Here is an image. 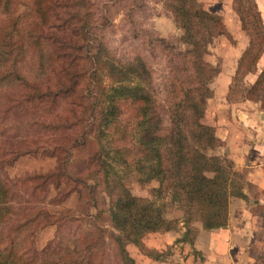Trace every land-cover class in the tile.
Here are the masks:
<instances>
[{"label":"trees","instance_id":"16d2710c","mask_svg":"<svg viewBox=\"0 0 264 264\" xmlns=\"http://www.w3.org/2000/svg\"><path fill=\"white\" fill-rule=\"evenodd\" d=\"M157 1L180 30L177 38L139 27L131 36L165 56L161 94L140 53L121 60L104 39L115 9L134 26L132 14L141 0H0V137L2 119L28 111V135L35 142L0 145V168L52 135L55 143L46 152L55 154L54 168L28 179L53 182L62 188L61 197L75 191L79 214L53 216L21 204L0 175V264H105L106 241L116 264H134L126 243L160 260L161 252L145 246L143 235L179 224L183 230L174 241L191 245L195 223L223 228L228 199H247L243 189L251 185L245 171L226 156L207 153L220 141L201 121L217 72L204 56L212 39L225 33L221 17L198 0ZM232 9L247 42L226 100L260 101L264 108V66L239 96L235 83L255 71L264 28L253 0H232ZM83 149L80 169L74 164ZM151 181L156 185L148 196L130 193V183ZM172 208L179 218L165 217ZM103 222L109 229L99 225ZM50 223L70 227V245L32 249L34 230Z\"/></svg>","mask_w":264,"mask_h":264},{"label":"rangeland","instance_id":"374dc122","mask_svg":"<svg viewBox=\"0 0 264 264\" xmlns=\"http://www.w3.org/2000/svg\"><path fill=\"white\" fill-rule=\"evenodd\" d=\"M198 2H200L201 6L205 10L221 15L225 19L228 27L224 34L212 39L211 43L207 46V53L204 56L209 63L217 68L218 72L223 70V74L218 75L216 72L209 81V87L212 91V94L211 97L205 102L204 116L201 119L203 123L212 126V122H214V115L218 113V111L214 110V108L215 106L219 105V103H221V99L223 98L221 95H213V92H216L215 88H217V85L223 84V81L228 77L227 75L229 73V68H227V66L223 63L227 62L223 60V58H228V48L234 45L235 41L237 40L243 41L244 36L239 29L238 18L232 9V0H198ZM114 12L116 13L112 14L113 16L111 17L110 21L111 25H109L104 32V39L107 46L111 52L121 60L128 58L134 52L140 53L150 69V74L155 89L161 94L162 86L167 77L165 56L159 49L155 48L149 50L146 48L141 44L139 39L132 37L131 33L132 30H138L137 27H139L146 29L155 36L174 41L179 35L180 30L175 26L169 14L162 9L160 3L157 0H141L139 7L136 8L132 14L134 26H132L131 23H128L124 13L118 9H115ZM131 26L133 28H131ZM254 72L257 73L258 71ZM254 75L256 74L254 73ZM249 78V75L245 74L243 75L242 79L235 82L238 89V94H236V96L241 95L244 89H246L251 83L249 82ZM161 96L162 95H160V97ZM239 101L243 100L229 102ZM260 104L262 106L261 102ZM221 112H225V109ZM31 116L32 115L30 112L25 111L24 114L13 113L10 117L2 119L3 131L1 134L2 137H0V145L3 147H9V144L12 143L14 146H20L23 144L25 146L26 144L31 146L32 144H35V142H30L31 136L28 135V122L31 119ZM47 140L48 141L45 142L38 141L36 143L35 151H26L14 157L11 162H6L0 168V175L7 181L12 192L16 194L21 204L29 206L30 208H43L53 216L65 214L66 211L69 210L74 211L73 214L78 216L79 214H77V211H75L77 209H74L77 199V194L75 191L66 193L63 197H61L59 191H62V188H56L53 182L46 181L43 185H39L38 178L31 180L28 179L33 175L46 173L52 170L55 166V154L46 152V150H48L49 144L55 143V137L52 138L51 135ZM220 146L221 144L216 146L214 149L207 151V153L214 154L218 157L225 156L219 152ZM86 153V149L79 151L78 158L75 160L74 166H78L81 169V163H84V156ZM237 169H243L245 171V168ZM155 185L156 183L154 181H151L143 186H139L135 182H132L129 185V191L133 195L148 196L149 188ZM245 190H247L246 192H248L249 197L247 198L249 199L247 203L248 208L251 205L250 211L253 214L255 213L257 216H259L262 222L260 215L261 213L264 214V205L256 204L252 206V199L256 197L255 189L248 187ZM80 217L82 218L83 216ZM165 217L179 218L180 212L173 208L168 209L165 213ZM83 221L84 220H81L79 223L82 224ZM99 225L104 229H109L106 222H103V224L99 223ZM195 226L197 231L191 245L174 241L175 238L180 236V233L183 230L179 224L173 231L146 233L143 235L141 240L145 246L161 252V259H167L169 257L167 255L172 251H176L179 255H187L190 253L193 257H195L193 253L206 249L208 245L207 238L209 234H212L210 232L213 230L203 229L198 223H195ZM69 230L70 227L65 226L64 224H60L59 227H57L55 223L40 226L34 230L31 247L37 251L49 243H54L58 246H69L70 242L68 241L66 235ZM104 240H107L106 237ZM240 246V250H243V245ZM253 248L254 247L252 246L248 247L249 251L253 250ZM208 249L211 250L210 248ZM235 249L238 248L235 247ZM245 249H247V247H245ZM125 250L128 256L133 260L134 264H150V262L153 261L150 258L140 254L136 247L131 243L125 244ZM103 260L105 264H116V260H114L113 256V248L110 244H107V241L104 244Z\"/></svg>","mask_w":264,"mask_h":264},{"label":"crops","instance_id":"0c3cea01","mask_svg":"<svg viewBox=\"0 0 264 264\" xmlns=\"http://www.w3.org/2000/svg\"><path fill=\"white\" fill-rule=\"evenodd\" d=\"M253 2L264 28V0H253ZM219 16L226 32L227 23L221 15ZM240 31L244 40L235 41L227 50L228 58H223L227 62L223 63L229 68V73L223 84L217 85L216 92H213V95H221L223 98L214 108L218 113L214 115L212 126L221 144L219 152L231 159L235 168H245V180L255 189L256 197L252 199V206L264 205V108L258 101L226 100L236 61L247 42L246 35L241 29ZM262 66H264V46L255 62V71H259ZM254 73L256 74V72L248 74L249 82L254 79ZM217 74H223V70L217 71ZM224 109L225 112H221ZM245 189L243 192L249 198ZM248 200L229 198L226 225L211 230L212 234L207 238V250L193 253L195 257L190 253L179 255L176 251H172L167 255L169 256L167 259L153 260L150 264H264V227L263 224L261 225L260 217L250 211L251 205L248 208ZM240 245H243V250H240ZM249 246L254 247L253 250L249 251Z\"/></svg>","mask_w":264,"mask_h":264}]
</instances>
